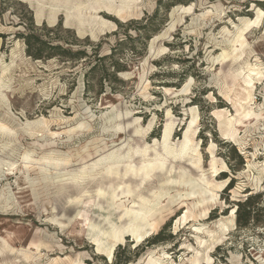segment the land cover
Masks as SVG:
<instances>
[{
    "label": "rangeland",
    "instance_id": "obj_1",
    "mask_svg": "<svg viewBox=\"0 0 264 264\" xmlns=\"http://www.w3.org/2000/svg\"><path fill=\"white\" fill-rule=\"evenodd\" d=\"M110 2L99 8L96 0H0V122L13 134L0 133V249L8 235L16 249L0 260L27 264L20 251H28L34 253L29 264H145L149 258L190 264L204 253L210 256L205 264H264V0ZM77 3L80 11L73 9ZM32 21L37 28L61 22L50 34L53 44L87 57L34 60L20 36ZM168 126L171 145L179 150L190 140L204 169L192 163L195 154L171 161L174 180L184 171L195 179L204 175L216 185L213 196L203 203L190 186H170L174 201L162 200L154 229L140 240L129 234L109 257L98 251L85 218L103 223L98 205L107 208V200L97 191L122 184V177L80 182L65 174L91 171L120 149L163 152ZM27 155L37 161L29 170ZM141 161L136 154L133 162ZM166 177L156 171L138 194L158 192ZM141 179L130 174L124 182L136 188ZM250 196L257 198V214L243 226L237 209ZM121 198L128 207L138 201ZM211 235L220 239L212 243ZM201 241L209 242L206 251Z\"/></svg>",
    "mask_w": 264,
    "mask_h": 264
},
{
    "label": "bare ground",
    "instance_id": "obj_2",
    "mask_svg": "<svg viewBox=\"0 0 264 264\" xmlns=\"http://www.w3.org/2000/svg\"><path fill=\"white\" fill-rule=\"evenodd\" d=\"M109 2H110V0L109 1L96 0V5H99V8L102 6H106V5L113 6L112 2H110V3ZM82 6H83L82 3H77V4H75L73 9H77L80 11L83 8ZM111 8H112V10L114 9L113 7H111ZM126 9H127V6H123L121 10L119 9L118 13L122 14V13H124V11ZM52 11L54 12V14L57 13L56 8H54ZM71 15L72 14L69 13L68 18ZM261 17H262V12H260V15L258 17V21L261 19ZM237 38L241 40L243 38V34H240ZM244 44H245V42L243 41L241 43V45L243 46ZM227 57H229V54L227 52H224L222 58L225 59ZM238 57L240 58L241 55L240 56L239 55L234 56L235 59ZM253 80H254V78L252 76H249V81H247V83L249 84ZM189 86H190V84H186L185 87L181 91L186 92L188 90ZM3 87H4V85L1 84V80H0V96L2 95V90H3L2 88ZM245 99H247V98H245ZM250 113H251V111H250ZM248 116H249V113H248ZM172 124H173V122H172ZM172 131H173L172 128L168 126L164 132L165 133L164 134V140H163V145L161 148L163 152L158 151V149L156 147H154L152 149V152L154 153V155L150 156L149 155L150 148H148V147H145L143 150H136V149L130 147V148H128L127 152H122V150L120 149V150H117L115 152H111L107 156L100 159L97 163L95 161V163L91 166L92 167L91 171L89 170L90 167H85L79 173L76 172V173H72V174H65L66 176H70V179L79 180L80 182L85 181L87 178H93V177H96L99 175H104L106 178H110V177L113 178L115 176L116 179H120L122 177V184L115 185L112 181V183H110L109 185H106L105 188L101 187L97 191L98 197H102V198L107 200V202H106L107 208H105L101 205H98L100 210L105 212V213H103V214L101 213L99 215V217L102 219L103 223H97L96 224L90 218H88V217L85 218V221H87V226L89 229L90 238L97 244L98 251H100L101 253L104 252L109 257H112L113 251H114L116 245L119 243H122L129 234L134 236V238L136 240H140L141 238L148 235L155 227V225L152 223V220L155 219V217L157 215L161 214L162 200L165 197H169V198L171 197L170 186L177 185V184L190 186L191 187V195H195V194L199 193V194L204 196L202 199L203 203L206 202L210 198V197H208V195L213 196V190L216 187V185L213 184L211 181H209L207 178H205L204 175H201L198 179H195L191 176V174L184 171V173L181 176L179 175L178 181L174 180L173 175H174L176 170H175V167L173 165V162H171V161H175L177 159H182L184 157H190L192 154H195L194 156H191L190 159H193L192 163L194 165H196L198 169L201 170L202 168L200 166V163H201L202 159H201V154L197 151V149H193V147L190 146L191 145L190 140L187 141L186 143H184L180 147L179 150H177L174 146H172L171 145ZM11 132H12V130L7 125L0 122V133H11ZM127 145H129V142ZM136 154H140L142 157V161H141L142 163L139 166L133 162V158ZM23 156H25V155H23ZM194 158H196V160ZM26 160L29 161L28 163L25 162V167L27 170H29L30 167H32L34 165V162H37L36 160H34L32 158L31 155H27ZM56 165H58V164H56ZM168 165H169V167H168ZM9 166L14 167L15 164L10 163ZM121 166H125L124 172H121ZM39 167L42 170L45 177H48L50 174V168L47 166H44V164L40 165ZM2 168H3V160L0 159V177H1V174L3 173ZM97 168H99V170H96ZM202 170H204V169H202ZM156 171L164 172L165 175L167 176L165 182L160 186L161 189L158 190V192H153V190H151L149 196L145 195L148 191L144 195L138 194V189L140 188V186L145 184V181L151 179L152 175ZM130 174H132L134 177L141 176L142 177L141 185H139L136 188H132L129 183H125L124 179L128 178V176ZM28 182L29 181H27V183ZM87 191H89V190H87ZM122 196H126V198L128 200L130 199V197H132V198L137 197L138 201H132L133 205L131 207H128L125 204V202L123 201V199L121 198ZM78 200H80V199L78 198ZM173 201H174L173 198H170V203H173ZM225 211L226 210H224V212ZM117 213H119V214H117ZM94 219H95V217H94ZM56 222H55V224H57ZM61 223H59V224H61ZM65 225H66V223H65ZM219 239H220V236H218V235L212 236L211 235L212 243H215ZM1 240L3 241V243H2L3 248L0 249V255L1 256L5 253V251H10L11 254L16 253L15 252L16 249L11 247V242L13 241V239L11 238L10 235H8L5 238H2ZM91 243H92V241H91ZM199 243L202 246L201 248H205V251L210 247V245L208 244L209 242L201 241ZM39 247H40V245H39ZM38 250H37V252H38ZM199 252L200 251H198L196 253H199ZM20 253L23 255V259L25 260V262L27 264H29L30 260L33 259L34 253L31 254L28 251L27 252L20 251ZM200 254H197L195 257H193V259H191L189 263L190 264H205L206 261L208 262L210 260V256H208V255L205 256L204 253L202 255H200ZM10 257H12V256L10 255ZM4 262L10 263V262H8L7 258L0 260V264H5ZM146 262L147 263H145V264H159L157 262V260H154L153 258H149V260ZM56 263L59 264L58 261H56ZM11 264H14V263H11ZM63 264H64V262H63Z\"/></svg>",
    "mask_w": 264,
    "mask_h": 264
},
{
    "label": "trees",
    "instance_id": "obj_3",
    "mask_svg": "<svg viewBox=\"0 0 264 264\" xmlns=\"http://www.w3.org/2000/svg\"><path fill=\"white\" fill-rule=\"evenodd\" d=\"M62 24L59 22L54 28H47L45 24L41 28H37L34 25V22L30 24V27L27 29V33L20 34L21 38L24 39L26 45L27 55L33 58L34 60H43L47 61L54 58H59L63 61H78L87 57L84 51L74 52L72 48L65 47L60 44H53V41L56 37H51L52 32H56L61 28ZM145 29V26L143 27ZM98 64L93 65L92 70H95ZM115 72H120L119 64L114 66ZM232 153L237 155L242 159L241 155L237 153L235 146H232ZM235 180H232L229 184V188L232 187V184ZM254 196H250L246 199L244 203H239L237 213L240 214V224L243 226H248L251 221L256 217V208L255 204L258 202ZM161 234L157 235L156 242L162 241L160 239ZM129 263V260L125 264Z\"/></svg>",
    "mask_w": 264,
    "mask_h": 264
}]
</instances>
